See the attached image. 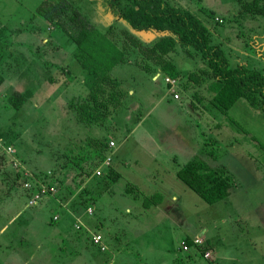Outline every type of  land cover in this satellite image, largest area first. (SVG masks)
<instances>
[{"label":"rangeland","instance_id":"1","mask_svg":"<svg viewBox=\"0 0 264 264\" xmlns=\"http://www.w3.org/2000/svg\"><path fill=\"white\" fill-rule=\"evenodd\" d=\"M49 1L0 0V156L12 146L54 186L29 205L24 175L0 162V264H264V102L244 95L223 111L195 49L131 29L109 0H66L112 42L78 54ZM171 1L232 66L264 73L263 16L239 0ZM103 49L118 61L96 59ZM13 91L28 93L19 110ZM194 158L227 170L228 197L209 204L177 176Z\"/></svg>","mask_w":264,"mask_h":264},{"label":"trees","instance_id":"2","mask_svg":"<svg viewBox=\"0 0 264 264\" xmlns=\"http://www.w3.org/2000/svg\"><path fill=\"white\" fill-rule=\"evenodd\" d=\"M239 1L249 13L264 17V6L261 5L264 0ZM122 3H125L123 8L120 7ZM109 5L112 10L118 8L120 18L126 21L131 29L170 33L181 45L195 49L211 73L213 79L209 89L214 92L216 104L223 111H228L244 95L258 96L264 102V73L257 67L244 64L232 66L222 46L212 42L210 30L204 21L189 9L171 0H109ZM45 7L49 16L67 33L73 35L78 54L83 49H89L92 55L90 49L94 45L112 44L106 39L104 32L93 25L71 2L49 1ZM105 54H108L107 50L103 49L101 56H94L96 59L102 57L101 60L105 64L118 61L119 56L109 54L110 56L106 57ZM79 59L81 62L85 57ZM3 81L4 77L0 73V85ZM28 99L27 92L13 91L9 95L10 104L17 110L21 109ZM0 157V162L4 164L9 156L2 153ZM108 169L111 170V167ZM226 171L224 167L212 168L205 160L194 158L177 172V176L205 202L213 204L230 194L232 181ZM189 243L191 244L190 241Z\"/></svg>","mask_w":264,"mask_h":264},{"label":"built area","instance_id":"3","mask_svg":"<svg viewBox=\"0 0 264 264\" xmlns=\"http://www.w3.org/2000/svg\"><path fill=\"white\" fill-rule=\"evenodd\" d=\"M165 80L168 84L174 86V83H175V80L169 78V77H165ZM174 97L175 98H178L179 95L175 92L174 93ZM111 144H113V142H111ZM8 156H10L9 158V162L12 164L13 168L19 172H21L25 179L23 181V186L24 188L28 191V194H29V200H28V204L29 205H35L36 203L39 202V200L43 197L44 194L46 193H50L49 191L50 190H54V186H46L44 184H42L39 180H37L36 176L34 174H32L31 172H29V170L27 168H25L23 165H22V162L17 159V157L14 156L13 153V149H12V146H7L5 147V152ZM109 160H110V157L108 158V162H107V165L109 164ZM98 174H101L100 171H97ZM35 181H37L39 184L36 185ZM48 187H51V188H48ZM89 211H91V208L89 207L88 208ZM93 238V241L95 243H97L102 250L106 249V245L103 241V237L101 234H94L92 236ZM194 245H197V244H200L201 243V238H195L192 240ZM189 241H183L181 243V247L184 249V250H188L189 248ZM210 254L209 252L207 251L206 252V257H208Z\"/></svg>","mask_w":264,"mask_h":264},{"label":"crops","instance_id":"4","mask_svg":"<svg viewBox=\"0 0 264 264\" xmlns=\"http://www.w3.org/2000/svg\"><path fill=\"white\" fill-rule=\"evenodd\" d=\"M167 84H168V83H167ZM168 85H169V84H168ZM166 88H167V87H166ZM169 97H171L170 99H172L173 101H177V102L179 101V100H178L179 98H174V97H172V96H169ZM108 157H109V156H108ZM104 160H105V159H104ZM104 160H103V161H104ZM103 161H102V164H103ZM111 161H112V159H111ZM106 167H108V166H106ZM110 167H112L111 163H110L109 168H110ZM13 169H14V168H13ZM107 169H108V168H107ZM14 170H15V169H14ZM15 172H19V171L16 170ZM99 191H100V192H103V189H100ZM27 193H28V191H27ZM28 196H29V194H28ZM36 204H37V203H36ZM104 242H105V239H104ZM105 244H107V243H105ZM106 246H107V245H106Z\"/></svg>","mask_w":264,"mask_h":264}]
</instances>
